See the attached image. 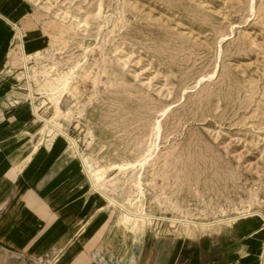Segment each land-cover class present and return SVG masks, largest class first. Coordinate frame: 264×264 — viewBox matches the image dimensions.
<instances>
[{
    "label": "rangeland",
    "instance_id": "374dc122",
    "mask_svg": "<svg viewBox=\"0 0 264 264\" xmlns=\"http://www.w3.org/2000/svg\"><path fill=\"white\" fill-rule=\"evenodd\" d=\"M17 1L27 145L67 141L117 226L264 223V0Z\"/></svg>",
    "mask_w": 264,
    "mask_h": 264
},
{
    "label": "crops",
    "instance_id": "0c3cea01",
    "mask_svg": "<svg viewBox=\"0 0 264 264\" xmlns=\"http://www.w3.org/2000/svg\"><path fill=\"white\" fill-rule=\"evenodd\" d=\"M26 18L19 1L0 0V264L264 263V223L189 238L121 228L67 141L27 145L32 115L16 101L25 84L16 28L30 53L44 36Z\"/></svg>",
    "mask_w": 264,
    "mask_h": 264
},
{
    "label": "bare ground",
    "instance_id": "6f19581e",
    "mask_svg": "<svg viewBox=\"0 0 264 264\" xmlns=\"http://www.w3.org/2000/svg\"><path fill=\"white\" fill-rule=\"evenodd\" d=\"M15 28H16V27H15ZM16 30H17V33L20 34V30H19L18 28H16ZM73 144H74L73 146H74L75 149H76V145H75V143H73ZM77 153H78V151H77ZM78 155H79V154H78ZM81 161H82V160H81ZM83 166H84V165H83ZM84 167H85V166H84ZM98 192H99V191H98Z\"/></svg>",
    "mask_w": 264,
    "mask_h": 264
}]
</instances>
